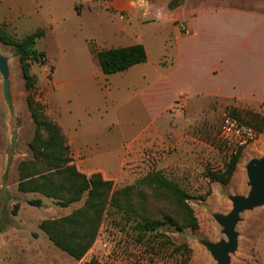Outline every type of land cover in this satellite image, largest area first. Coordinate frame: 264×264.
<instances>
[{"label": "rangeland", "instance_id": "1", "mask_svg": "<svg viewBox=\"0 0 264 264\" xmlns=\"http://www.w3.org/2000/svg\"><path fill=\"white\" fill-rule=\"evenodd\" d=\"M40 1L43 4L42 17L23 21L16 30L6 27L11 35L20 39L39 26H46V22L52 24L47 28L46 35L37 40L36 49L46 51L48 56L40 61H30L29 72L33 83L30 88L23 77L15 47L0 40V51L10 58L15 106V118L10 125L0 75V218L9 222L7 227L15 228L25 241L38 243L43 248L44 255L39 258L35 251L30 252L28 264H214L211 255L197 239L218 240L223 236L211 214L227 213L232 209L228 195L248 192L245 165L251 158L264 154L263 130L256 142L242 147L230 182L212 181L207 172L223 171L237 151L233 143L220 137L221 122L230 113L249 121H253L249 113L262 116L261 113L252 107L224 106L220 102H211L194 111L176 104L174 110L172 108L167 112L166 118L158 119L161 124L156 133L135 148V158L128 159L113 180L116 189L134 187L132 201L137 211L126 210L124 206L109 207L93 245L81 260H77L57 247L42 232L40 224L47 219L71 214L84 201L61 207L52 198L18 189L19 164L32 158L29 142L35 132L28 98L43 106L44 114L52 119L53 103L81 102V120L87 128L98 130L101 146L112 147V141L119 140L121 133L112 126V121L116 120L112 110L104 108L101 117L99 107L95 109L97 102L111 100L104 77L97 75L100 68L92 53V45L103 49L133 41L144 42L151 61L155 62L163 54L170 57L176 51L175 26L179 28L181 22L187 23L184 15L207 7L198 21L204 31L206 46L215 45L218 50L227 53L230 38L236 37L247 46H241L239 52L246 60L250 59L251 64L252 60L257 61V54L264 53V0ZM123 25H128L132 31L127 40L116 32ZM230 46L232 48L234 43ZM113 87L112 93L115 94L114 82ZM84 102H89L88 106L93 110L86 113ZM59 106H62L66 126L70 128L74 119L70 111H66L69 105ZM118 115L124 122L132 120L129 113L120 112ZM144 119L147 121L143 122H149L147 116ZM13 129L18 131L14 143L11 140ZM130 141L126 139L121 146L127 149ZM151 173H160L190 194L188 203L197 216L198 228L178 229L170 224L151 232L138 228L141 220L138 205L142 200L147 210L145 215L150 218L173 216L182 223L184 216L183 210L164 192L155 194L140 184ZM4 187L9 195L6 205L1 196ZM38 198L42 199L40 206L28 203ZM238 230L239 246L232 255L231 264H264V205L244 213ZM39 231L43 234L41 238L35 235Z\"/></svg>", "mask_w": 264, "mask_h": 264}, {"label": "crops", "instance_id": "2", "mask_svg": "<svg viewBox=\"0 0 264 264\" xmlns=\"http://www.w3.org/2000/svg\"><path fill=\"white\" fill-rule=\"evenodd\" d=\"M206 8L184 15L187 20L185 24L188 26L186 32L175 26L176 51L170 57L163 54L160 59L152 62L148 47L141 42L146 48V62L112 74H104L101 69L98 71L97 75L104 77V82L108 85L107 92L111 102H97L95 109L99 107L101 117L104 108L106 111L112 110L116 118L112 121V126L121 133L119 140L112 141V147L105 148L103 144L101 146L98 130L87 128L81 120V102L59 104L69 105L66 111H70L69 114L74 119L72 125H69L70 128H67L62 117V106L53 103V119L62 127L71 148L73 163L81 172L88 176L99 172L105 179L115 180L127 160L135 158V148L156 133L161 124L158 119L166 118L167 112L172 108L174 110L178 103L194 111L200 106H208L211 102H220L224 106L252 107L264 115V109L260 106L264 104V53L257 54V61L252 60L250 64V59L246 60L239 52L241 46H247L236 37L230 38L227 53L218 50L215 45L206 46L203 40L204 31L198 23ZM42 9L40 0H0V25L5 24L16 30L23 21L42 17ZM51 25L46 22V26H39L36 30L44 28L46 35L47 28ZM116 32L125 40L132 36L128 25L119 26ZM137 43L140 42L133 41L117 47ZM233 43L231 48L230 44ZM113 82L116 85L115 94L112 93ZM135 100L139 102H134ZM88 103L84 102L86 113L93 110ZM120 112L129 113L132 120L122 121L118 115ZM146 116L149 122H143L147 121L144 119ZM126 139L131 140L127 149L121 146ZM8 224L9 222L0 233V262L28 264L31 251H35L37 258L44 255V250L38 243L25 241L15 228H8ZM42 232L46 234L43 230ZM42 232L35 235L41 238Z\"/></svg>", "mask_w": 264, "mask_h": 264}, {"label": "trees", "instance_id": "3", "mask_svg": "<svg viewBox=\"0 0 264 264\" xmlns=\"http://www.w3.org/2000/svg\"><path fill=\"white\" fill-rule=\"evenodd\" d=\"M6 27L5 24L0 25V40L15 47L23 77L27 87L30 88L33 84L32 75L29 72L30 61L45 59L46 53L39 51L35 46L37 40L45 35L46 30L39 28L16 39ZM91 49L104 74L124 71L147 60L146 48L141 43L108 49H98L92 45ZM28 105L35 123V132L29 142L32 158L23 160L19 164L18 189L24 193H39L52 198L61 207H69L73 203L84 201L83 205L71 214L58 219H47L40 224V228L57 247L75 259L81 260L93 245L109 207L124 206L126 210L137 211L132 201L134 187L116 189L114 182L105 179L99 172L90 176L81 172L73 163L71 148L60 124L46 116L43 106L33 102L30 98H28ZM249 114L253 121L245 120L240 117L241 115L234 113L231 115L262 133L264 116L254 112ZM241 151L242 147L233 153L223 171L209 170L207 176L212 181L228 184L236 171ZM140 184L155 194L164 192L184 213L182 223L173 216L153 219L145 215L147 210L142 200L138 205L141 220L137 224L141 231L151 232L167 224L178 229L198 228L197 216L188 203L191 196L184 188L160 173L148 174ZM139 196L142 198V193ZM28 203L40 206L42 199H33ZM7 223L1 217L0 233Z\"/></svg>", "mask_w": 264, "mask_h": 264}, {"label": "water", "instance_id": "4", "mask_svg": "<svg viewBox=\"0 0 264 264\" xmlns=\"http://www.w3.org/2000/svg\"><path fill=\"white\" fill-rule=\"evenodd\" d=\"M10 58L0 51V75L3 79V97L9 110V123L12 125L15 118V106L11 91ZM18 131L12 130V143L16 141ZM248 192L246 194H230L232 209L227 212H212V217L220 227L223 235L218 240L198 238V243L211 255L214 264H231L232 255L239 246V223L247 211H252L264 205V154L253 157L245 165ZM1 196L6 205L9 199L6 187L2 188Z\"/></svg>", "mask_w": 264, "mask_h": 264}, {"label": "built area", "instance_id": "5", "mask_svg": "<svg viewBox=\"0 0 264 264\" xmlns=\"http://www.w3.org/2000/svg\"><path fill=\"white\" fill-rule=\"evenodd\" d=\"M179 28L182 32L188 30V26L184 23L180 24ZM262 108L264 109V104ZM260 136V132L231 114L225 115L221 122L220 137L233 143L237 149L256 142Z\"/></svg>", "mask_w": 264, "mask_h": 264}]
</instances>
